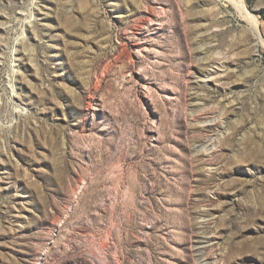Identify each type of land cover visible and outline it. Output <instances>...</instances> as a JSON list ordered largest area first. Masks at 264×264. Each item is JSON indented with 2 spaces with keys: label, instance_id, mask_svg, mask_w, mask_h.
<instances>
[{
  "label": "rangeland",
  "instance_id": "rangeland-1",
  "mask_svg": "<svg viewBox=\"0 0 264 264\" xmlns=\"http://www.w3.org/2000/svg\"><path fill=\"white\" fill-rule=\"evenodd\" d=\"M239 2L0 0V264H264Z\"/></svg>",
  "mask_w": 264,
  "mask_h": 264
},
{
  "label": "bare ground",
  "instance_id": "bare-ground-1",
  "mask_svg": "<svg viewBox=\"0 0 264 264\" xmlns=\"http://www.w3.org/2000/svg\"><path fill=\"white\" fill-rule=\"evenodd\" d=\"M238 8H240L242 13L245 14V17H247L249 19L250 23H252V26H253L252 29H253V32H254V35L256 38V43L264 46L263 40L259 35L258 22L254 19V17H252V15H250V13L247 11V9L245 8V6L242 2H239ZM11 91H12V93H14L13 87H11Z\"/></svg>",
  "mask_w": 264,
  "mask_h": 264
}]
</instances>
